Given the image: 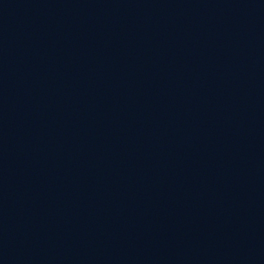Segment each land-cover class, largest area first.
Instances as JSON below:
<instances>
[{
    "label": "water",
    "instance_id": "95a60500",
    "mask_svg": "<svg viewBox=\"0 0 264 264\" xmlns=\"http://www.w3.org/2000/svg\"><path fill=\"white\" fill-rule=\"evenodd\" d=\"M0 264H264V0H0Z\"/></svg>",
    "mask_w": 264,
    "mask_h": 264
}]
</instances>
